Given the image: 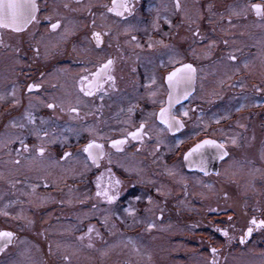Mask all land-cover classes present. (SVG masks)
I'll return each instance as SVG.
<instances>
[{"label": "flooded vegetation", "instance_id": "1", "mask_svg": "<svg viewBox=\"0 0 264 264\" xmlns=\"http://www.w3.org/2000/svg\"><path fill=\"white\" fill-rule=\"evenodd\" d=\"M35 2L37 21L0 28V231L13 233L0 264H101L93 245L128 243L117 236H148L152 251L181 243L169 255L177 264H264V228L244 236L252 218L264 220V15L251 7L264 0H129L123 16L107 11L111 0ZM109 59L115 86L84 96L81 77ZM184 64L196 72L176 103L184 87L166 77ZM170 92L179 131L158 118ZM142 122L141 138L128 136ZM114 140H125L120 151ZM203 140L228 155L206 146L185 161ZM89 141L103 145L98 167L83 152ZM101 174L111 203L96 195Z\"/></svg>", "mask_w": 264, "mask_h": 264}, {"label": "snow or ice", "instance_id": "2", "mask_svg": "<svg viewBox=\"0 0 264 264\" xmlns=\"http://www.w3.org/2000/svg\"><path fill=\"white\" fill-rule=\"evenodd\" d=\"M67 7V5H65ZM252 9L255 11L257 16L264 15V9H262L261 5L259 4H253L251 5ZM37 4L35 0H0V28H7L10 29L13 32H20L24 30L29 24H31L34 21H37ZM107 11L109 13H113L116 16H123L125 13H128L129 15L133 12V6L130 4L129 0H111V7L107 8ZM166 23H169L167 20ZM93 24H95V21H93ZM60 26L59 21L56 23L51 24V28L53 30H56ZM92 39L95 41L96 47H100L102 43V37L101 33L99 32H93ZM199 35L198 32H194L193 36ZM135 39V37H133ZM227 43V41H225ZM149 47H152L151 44H149ZM231 60H235V56H229L228 57ZM113 64V61L111 59L107 60L106 63L100 65V67L97 69L95 73L92 74V79L88 80V77H81L80 80V91L84 94V96H92L94 95L95 91H97L99 88L102 87V82H110L111 86H115V78L114 76L110 75V69L111 65ZM196 69L191 64H184L181 68L174 70L173 72L169 73V75L166 77V80L168 82L169 88H178L183 86L184 91L183 95H177L175 97V102L179 103L180 99H187L190 95V86L194 80ZM40 84L33 83L28 84L27 89L29 92H32L33 89H39ZM259 91V89H257ZM14 103H18V101H14ZM173 103V96L171 92L169 93V105L168 108H161L160 113L158 114V118L161 124H164L169 131H179L180 128H182L184 125L179 121L176 120L175 117L171 113V107ZM47 108L53 109L56 107L53 103H48L46 105ZM63 110V109H61ZM71 112H77L78 110L76 108H71ZM131 111V109L129 110ZM183 115L187 116V111L183 112ZM24 119L27 120L28 123H34L35 117L30 111H25L24 113ZM41 123H44L43 120H41ZM13 127H24L23 124H16L13 123ZM145 125L142 122L140 124V127L136 129L134 132L128 133V136H130L132 139L137 140L140 139L143 132H144ZM37 136H39V132L36 133ZM44 135L47 136L48 133L44 132ZM125 140H114L111 143V147H114L117 149V151H120V145L124 144ZM233 143L235 141L233 140ZM21 144L23 145V141L21 140ZM206 146L214 147L217 149L216 157L219 159H223L225 156L228 155V152L224 150V144L217 143L216 141L212 140H203L200 143H197L194 147L190 148L188 152L184 154L185 161H188L189 158L196 153H200L201 149L205 148ZM26 147V146H25ZM41 154L44 152L43 148H39L38 150ZM83 152L86 154L87 160H90L92 164L99 166V160L103 158L104 152H103V145L95 143L94 141H89L88 144H86L83 148ZM71 154L68 152L64 153V157L67 158ZM111 162V161H109ZM87 166V165H86ZM200 170L205 171V174H207L206 168L204 167L203 157L201 158L200 163ZM109 172V185H111L114 188H118L120 185V181L117 179H114L111 176V169L108 170ZM103 178V174H101V177L97 178V196H104L107 198L108 202L111 203L114 201L117 196L116 195H110L107 186H105V190L101 192L99 189L101 188L100 181ZM136 199H139L137 197ZM149 202H151V197L148 198ZM131 212V209H129ZM153 227H155L154 224L148 223L147 228L151 230ZM254 228H264V220H257L255 218H252L249 221V226L247 228V231L244 233V236H249L253 232ZM89 231H92L90 228ZM223 235L227 236V232H222ZM13 240V233L9 231H0V252H3L5 248H7ZM244 242L243 237L241 238V243ZM213 252L215 253V249H213Z\"/></svg>", "mask_w": 264, "mask_h": 264}, {"label": "rangeland", "instance_id": "3", "mask_svg": "<svg viewBox=\"0 0 264 264\" xmlns=\"http://www.w3.org/2000/svg\"><path fill=\"white\" fill-rule=\"evenodd\" d=\"M4 135L3 133L2 138H4ZM177 232L180 233L181 231L176 229L172 230V233ZM117 237L127 240L128 243L124 242L123 244H106L101 246L93 245V255L97 256L98 260H101V264H177L170 259L171 257L169 255L183 249L181 243L162 240L155 245V251H152L151 245L148 242V236L146 238L143 236L129 238L123 236ZM153 255L158 257L157 262L151 260ZM96 262L93 261V264H96Z\"/></svg>", "mask_w": 264, "mask_h": 264}, {"label": "water", "instance_id": "4", "mask_svg": "<svg viewBox=\"0 0 264 264\" xmlns=\"http://www.w3.org/2000/svg\"><path fill=\"white\" fill-rule=\"evenodd\" d=\"M197 154V153H196ZM196 154H193L192 156H191V158H195L196 157Z\"/></svg>", "mask_w": 264, "mask_h": 264}]
</instances>
